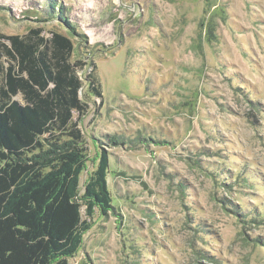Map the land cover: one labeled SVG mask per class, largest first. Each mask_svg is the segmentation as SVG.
Listing matches in <instances>:
<instances>
[{
	"label": "rangeland",
	"instance_id": "374dc122",
	"mask_svg": "<svg viewBox=\"0 0 264 264\" xmlns=\"http://www.w3.org/2000/svg\"><path fill=\"white\" fill-rule=\"evenodd\" d=\"M45 1L0 0V32L60 29L35 18ZM57 1L102 85L80 194L95 139L124 141L108 147L113 208L68 264H264V0Z\"/></svg>",
	"mask_w": 264,
	"mask_h": 264
},
{
	"label": "trees",
	"instance_id": "16d2710c",
	"mask_svg": "<svg viewBox=\"0 0 264 264\" xmlns=\"http://www.w3.org/2000/svg\"><path fill=\"white\" fill-rule=\"evenodd\" d=\"M35 18L60 29L0 32V264H68L95 212L113 208L108 147L124 144L116 134L95 139L98 162L80 194L88 160L80 122L92 97L103 98L97 65L74 57L79 33L57 0Z\"/></svg>",
	"mask_w": 264,
	"mask_h": 264
}]
</instances>
